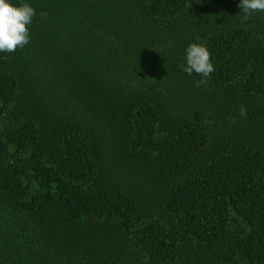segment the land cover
<instances>
[{
  "label": "trees",
  "instance_id": "1",
  "mask_svg": "<svg viewBox=\"0 0 264 264\" xmlns=\"http://www.w3.org/2000/svg\"><path fill=\"white\" fill-rule=\"evenodd\" d=\"M26 2L29 43L0 52V264H264V12Z\"/></svg>",
  "mask_w": 264,
  "mask_h": 264
},
{
  "label": "clouds",
  "instance_id": "2",
  "mask_svg": "<svg viewBox=\"0 0 264 264\" xmlns=\"http://www.w3.org/2000/svg\"><path fill=\"white\" fill-rule=\"evenodd\" d=\"M239 8L243 12L242 22L250 19L257 11L264 12V0H241ZM36 10L26 2L12 3V0H0V52L13 53L18 48H24L30 41V28ZM45 17L47 14L41 12ZM188 75L195 72L201 77L196 86L206 85L208 77L214 71L211 54L202 43L191 42L185 53V63L179 65ZM240 116L247 117V109L241 105L238 109ZM235 122V121H233Z\"/></svg>",
  "mask_w": 264,
  "mask_h": 264
}]
</instances>
